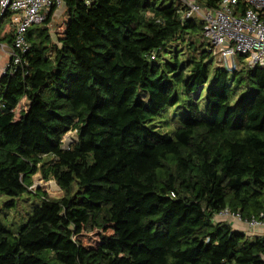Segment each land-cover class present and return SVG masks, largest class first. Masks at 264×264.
<instances>
[{"label": "trees", "instance_id": "obj_1", "mask_svg": "<svg viewBox=\"0 0 264 264\" xmlns=\"http://www.w3.org/2000/svg\"><path fill=\"white\" fill-rule=\"evenodd\" d=\"M164 1L62 0L53 34L55 7L27 29L29 50L0 77V194L6 208L41 201L16 231L0 220V264H264V234L214 218L264 220V65L215 63L202 110L204 21ZM6 25L10 12L11 47ZM180 98L184 114L159 132L151 121ZM36 174L62 195L32 189Z\"/></svg>", "mask_w": 264, "mask_h": 264}, {"label": "built area", "instance_id": "obj_2", "mask_svg": "<svg viewBox=\"0 0 264 264\" xmlns=\"http://www.w3.org/2000/svg\"><path fill=\"white\" fill-rule=\"evenodd\" d=\"M181 1L186 7L182 12L183 17L189 18L196 14L204 21L202 36L207 39L208 50L220 67L234 70L238 55L250 67L264 65V0H245L246 8L242 12L238 0H221L216 9H201L194 0ZM61 6L62 0H0V17L10 12L14 25L10 60L3 73L7 68L20 64V55L29 50L27 29L43 23L51 8ZM4 48L5 45L0 42V51ZM72 132L73 139L64 140V135L63 147L66 148L75 139V131ZM214 218L240 224L245 233H254L264 227V220L244 219L239 213H231L227 209Z\"/></svg>", "mask_w": 264, "mask_h": 264}, {"label": "rangeland", "instance_id": "obj_3", "mask_svg": "<svg viewBox=\"0 0 264 264\" xmlns=\"http://www.w3.org/2000/svg\"><path fill=\"white\" fill-rule=\"evenodd\" d=\"M165 2H167V0L164 1V3ZM61 8H63V5L61 6ZM193 16L196 18L197 21L199 20L198 15L194 14ZM58 19L59 18L53 19L49 24V29L51 34H53V27ZM200 41H207V39L202 36V38H200ZM178 46L180 45H174L173 43L168 44L166 49L160 52L157 58L158 61L167 58L169 55V51H172L175 47L178 48ZM179 49L182 52L180 58L185 59L186 58L185 48H179ZM215 63H217V61L213 58L210 59V61L207 63L208 82L206 84V87H204V89L202 90L199 100V106L202 110L204 108V102H205V98H204L205 90L207 88V85L211 83L213 71L215 68L214 67ZM184 112H185V105L183 103L182 98H180L178 104H176L173 107L166 108V110H164V112H162L161 115H159L158 117H156L154 120L151 121V125L155 129L159 130V132L171 133V130L177 124V121L184 114ZM73 138H74L73 132L71 131L65 134L64 140H70ZM33 182L34 184L32 189L39 190L40 192L45 193L50 198H58L62 195L58 186L53 180L44 182L41 180L39 174H36L33 177ZM6 201H8V197L0 194V220L5 229L16 231L27 220L28 216L32 211V208L40 203L41 198L38 196H34L33 194L25 193L16 200L14 207L11 208L4 207V203Z\"/></svg>", "mask_w": 264, "mask_h": 264}, {"label": "crops", "instance_id": "obj_4", "mask_svg": "<svg viewBox=\"0 0 264 264\" xmlns=\"http://www.w3.org/2000/svg\"><path fill=\"white\" fill-rule=\"evenodd\" d=\"M62 11H63V8H61V7L57 8L53 13L52 20L55 18H59ZM5 32L6 33L9 32L10 35L12 36V30H11V27L9 25H6L4 27L2 34H4ZM1 43H3V45H5V48L3 49V51H0V77L2 76V73L4 71L5 66L7 65V63L10 60L9 56H10V52H11L10 46H8L5 42H1ZM217 220H223V219H217ZM227 221L230 223V225L233 229L243 231L244 228L240 224L234 223L231 220H227ZM262 234H264V227L260 228L259 230H255L254 233L247 232V235L250 237L259 236Z\"/></svg>", "mask_w": 264, "mask_h": 264}]
</instances>
